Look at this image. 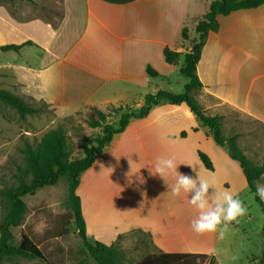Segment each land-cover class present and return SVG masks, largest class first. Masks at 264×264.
<instances>
[{"label":"crops","instance_id":"crops-1","mask_svg":"<svg viewBox=\"0 0 264 264\" xmlns=\"http://www.w3.org/2000/svg\"><path fill=\"white\" fill-rule=\"evenodd\" d=\"M213 1L0 0V88L47 103L59 120L86 107H141L147 94L165 91L181 74L195 27ZM54 5L61 8L55 23L48 18ZM218 21L197 65L203 87L194 95L208 115L223 117L222 129L232 111L264 125V5ZM184 28L189 41L182 38ZM5 46L21 48L1 50ZM167 48L182 54L176 65L166 63ZM148 67L159 77H151ZM188 82L183 81L184 88ZM200 152L210 158L213 170L204 166ZM157 157H174L179 172H199L215 182L218 192L227 188L240 195L249 189L239 163L188 107L162 102L145 118L133 119L82 175L79 195L88 235L93 215L99 214L101 225L114 224L113 243L140 231L149 235L158 254L215 255V246L192 249L186 237L171 240L183 235L170 192L175 177L168 174L166 183L151 173ZM131 197L140 202L129 203ZM180 197L185 208L191 206L186 194ZM170 223L176 234H167Z\"/></svg>","mask_w":264,"mask_h":264},{"label":"rangeland","instance_id":"rangeland-1","mask_svg":"<svg viewBox=\"0 0 264 264\" xmlns=\"http://www.w3.org/2000/svg\"><path fill=\"white\" fill-rule=\"evenodd\" d=\"M52 8L54 14L49 15L48 18L55 23L61 17V8L55 5ZM174 78L172 84L165 85V91L173 94L183 93L185 90L183 81H186V77L177 74ZM33 102L37 106H41V102L36 100ZM113 108V106H108L102 111L109 114L110 122L117 123L118 115L115 114ZM95 116V110L92 107H86L78 112L73 119L64 121L57 119L54 111L49 107L40 115L27 116L22 119L15 110L0 104V189L18 184L19 180L16 175L17 168L24 165L21 152L24 142L38 143L52 129L62 126L71 147V158H82L84 155L81 148L83 139L86 138L89 145L92 146L95 144L96 137L101 133L100 129L88 126V121ZM223 129L225 137L239 136L238 146L253 165L264 164L263 124L240 112L232 111L227 115ZM258 182L264 183V175ZM81 189H83L82 185ZM81 193L87 195L84 190H81ZM68 195L69 179L63 177L57 185L45 187L34 195L24 197L23 200L27 204L25 219L20 227L13 229L14 240L12 243L14 246H18L23 234H27L41 249L45 260L14 257L6 258L4 264H96L79 237ZM239 198L247 206L248 213L239 219V223L229 226V230L222 240L218 238L217 233L195 234L191 228V221L198 214L197 211L192 206L185 208L182 197L172 198L183 235L171 238V240L180 242L186 237L189 242L187 248L192 249H210L211 246H215V255L211 256H215L216 264H264V212L256 198H252L250 189L242 192ZM129 199V203L140 202L138 197ZM130 211L134 214L139 213V209L134 211L130 209ZM152 212L150 215L153 218L154 213L159 214L158 209ZM4 214L5 211L0 200V221ZM92 218H95V221L92 219V223H94H90L92 232L89 233L90 241L106 244L107 242L103 241H110L109 245L116 244L119 260L123 264H136L148 255L158 254L153 248L151 238L146 233L131 231L121 235L117 242L113 243L114 224L104 222L101 225L99 214L93 215ZM164 218L168 220V218ZM167 230V234L174 232L172 223L168 225Z\"/></svg>","mask_w":264,"mask_h":264},{"label":"trees","instance_id":"trees-1","mask_svg":"<svg viewBox=\"0 0 264 264\" xmlns=\"http://www.w3.org/2000/svg\"><path fill=\"white\" fill-rule=\"evenodd\" d=\"M15 2L18 0H8ZM31 1V0H27ZM264 5V0H216L210 5L209 11L197 23L195 27L196 37L192 40L191 50L184 55L181 74L189 82L185 90L180 94H173L160 90L155 94H147L141 107L130 105L114 107L113 111L118 115V122L109 120V114L93 108L96 116L88 121V126L100 129L101 133L96 137L95 144L89 145L86 138L83 139L81 148L83 157L72 159L71 147L68 143L65 130L62 126L48 131L38 143L25 141L21 149L24 165L17 168L18 184L13 187L0 189V200L5 214L0 221V264H4L6 258L22 257L29 260H45L41 249L27 235L23 234L18 246L13 245V229L20 227L25 219L27 204L24 197L34 195L38 190L58 184L61 178L69 179L68 201L74 217L79 237L89 255L96 264H123L119 260L116 244L107 245L102 242L92 243L89 239L87 223L83 214L82 199L79 195L81 177L87 172L102 155L105 149L112 143L116 135L124 133L133 119L145 118L153 107L162 102L173 105H186L201 125L208 130L214 142L223 147L230 158L239 163L249 186L250 192H256L257 181L264 175V164L253 165L238 146V135L225 137L222 129L221 116H210L205 108L198 102L195 92L202 89L203 84L197 75V65L201 59L206 39L211 32L219 29V16H228L236 11L255 9ZM182 38L190 40L189 29L184 28ZM21 46L1 47L3 51H19ZM182 56L181 53L164 50L165 61L169 65H176ZM151 77H159L158 72L148 67ZM34 99L14 94L0 88V104L15 110L22 119L27 116H36L45 112L50 106L41 102L37 106ZM74 116L64 118V121L73 119ZM184 135V133H183ZM200 159L208 170H213L210 158L200 152ZM264 212V201L255 197ZM136 264H216L215 256L208 254H153L144 257Z\"/></svg>","mask_w":264,"mask_h":264},{"label":"clouds","instance_id":"clouds-1","mask_svg":"<svg viewBox=\"0 0 264 264\" xmlns=\"http://www.w3.org/2000/svg\"><path fill=\"white\" fill-rule=\"evenodd\" d=\"M131 163V162H130ZM178 164L174 157H157L155 164L150 169L153 175H159L167 183V175L175 177V183L170 186V192L175 197L188 196V203L197 211L196 217L191 221L192 231L197 235L217 233L219 239H224L233 223L248 213V208L239 195L225 188L218 192L215 182L204 179L199 172L195 176L178 171ZM196 171L195 168L192 169ZM215 189L212 194L209 189ZM259 197L264 201V183L256 184V192L252 198Z\"/></svg>","mask_w":264,"mask_h":264}]
</instances>
